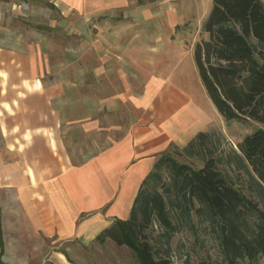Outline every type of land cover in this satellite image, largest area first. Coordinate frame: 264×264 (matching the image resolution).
Returning a JSON list of instances; mask_svg holds the SVG:
<instances>
[{"label": "crops", "instance_id": "obj_1", "mask_svg": "<svg viewBox=\"0 0 264 264\" xmlns=\"http://www.w3.org/2000/svg\"><path fill=\"white\" fill-rule=\"evenodd\" d=\"M48 1L89 26L65 60L0 24V264H67L64 241L125 218L163 152L226 121L192 58L210 0Z\"/></svg>", "mask_w": 264, "mask_h": 264}, {"label": "trees", "instance_id": "obj_2", "mask_svg": "<svg viewBox=\"0 0 264 264\" xmlns=\"http://www.w3.org/2000/svg\"><path fill=\"white\" fill-rule=\"evenodd\" d=\"M201 30L192 58L214 107L225 120L264 125V0H210ZM179 151L198 165L181 161L156 186L141 182L127 216L95 239L128 246L141 264H264V126L235 146L218 129L199 130ZM192 214L216 257L171 244Z\"/></svg>", "mask_w": 264, "mask_h": 264}, {"label": "rangeland", "instance_id": "obj_3", "mask_svg": "<svg viewBox=\"0 0 264 264\" xmlns=\"http://www.w3.org/2000/svg\"><path fill=\"white\" fill-rule=\"evenodd\" d=\"M210 3V2H209ZM0 24L17 32L37 31L41 38L49 45V50L59 58L71 57V46L77 41L78 33L73 31V25L85 28L89 22L85 18H73L71 13L62 11L48 0H0ZM187 26V24H186ZM187 39L197 33L193 23L189 24ZM197 27V26H196ZM200 31H198V34ZM87 30L83 29L80 36L86 37ZM192 37V38H193ZM264 126L254 120L228 119L224 126L218 129L224 137L235 146L236 142L256 126ZM180 147H169L155 161L153 169L149 172L145 183L156 186L164 179L168 172H172L178 162H190L198 165V159L187 157L180 151ZM202 239V245H198ZM180 243L179 254L189 251L191 257L207 253L211 257L218 255L214 241L205 235L195 222L194 215L190 220L183 219L180 229L171 239V244ZM67 264H141L131 248L124 244H117L109 238L99 242L95 237L87 242L68 240L63 242ZM177 253V252H176ZM178 254V253H177ZM260 261V260H258Z\"/></svg>", "mask_w": 264, "mask_h": 264}]
</instances>
